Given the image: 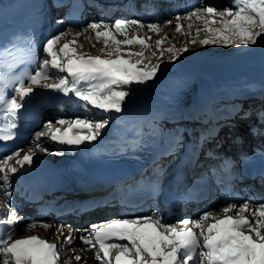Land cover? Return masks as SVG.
I'll use <instances>...</instances> for the list:
<instances>
[{
	"label": "snow or ice",
	"instance_id": "snow-or-ice-1",
	"mask_svg": "<svg viewBox=\"0 0 264 264\" xmlns=\"http://www.w3.org/2000/svg\"><path fill=\"white\" fill-rule=\"evenodd\" d=\"M233 3L236 6L235 12L231 9L217 11L215 7L208 6L188 11L182 18L177 16L176 33H181V19L190 21L195 17L196 20L203 21L204 38H193L188 43H198L201 46L264 47V0H233ZM226 15L231 16V19L224 18ZM215 23H219L221 27H212ZM130 25L145 27L139 20L121 19L115 20L114 24L101 21L87 25L84 31L91 29L96 40H103L108 49L104 56L78 52L75 41L64 43L57 51L56 45L67 35L65 32H59L46 40L43 52L50 59L42 62L35 59L30 47L26 51L12 49L4 66L0 68V120L4 121L0 123V143H7L17 137L22 110L38 95L32 85H39L44 91L54 90L65 97L74 96L82 102L85 110L91 105L102 111L105 117L122 113L127 103L126 98L137 87L153 80L164 63L159 61L155 65L144 64L143 68L138 67L143 62V53H133L130 47L139 45L150 48L151 45L145 42V38H128L127 29ZM170 25L171 21L165 24ZM101 27L104 28L103 31L99 30ZM146 27L152 33L159 31L156 23L147 24ZM112 28L115 32L111 31ZM188 28L186 35H191V23ZM117 34L124 35L125 39H117ZM80 35L81 33H76V36ZM199 35L200 31L197 30L196 36ZM169 38L166 35L164 39L157 40V48L153 54L163 55L168 52L171 54L169 62H175L189 49L187 45L179 49L161 48L160 45ZM133 56L137 59L133 60ZM22 61L29 65L38 64V68L33 71L28 67L17 72L15 66ZM50 69L65 75L57 83H45L53 74ZM8 89L15 93L11 98L6 96ZM56 123L66 124L67 127L53 129L52 122L47 121L45 128L48 131L35 133V149L39 153L48 152L41 142L46 137L60 146L79 147L91 144L103 135L110 121L108 118L95 121L89 118H59ZM37 154V151L29 147V151L23 156L20 155V149H17L0 158V185L3 186L7 201L6 205L0 204V213L9 212L6 220H0V264H59L61 259L57 245L47 239L36 235L13 239L15 225L20 218L11 207L10 181L26 165H34ZM13 160L15 166L11 163ZM248 210L247 202L239 206L231 203L223 208V218L211 217L215 222L208 224L206 228L203 222L210 218L211 213L203 212L193 222L194 228L199 229V235L193 228L177 229L164 223L158 216L145 215L91 224L84 230L88 235H80L79 239L86 246L85 251H92L98 245L99 251L95 258L97 261L103 260L104 264H113L110 249H116L114 264H264V204H260L252 213V219L245 215ZM230 212L236 214L230 215ZM5 226L6 231L3 230ZM37 226L45 229L51 227L42 221H30L27 227ZM58 231L66 245L70 246L75 239L72 230H69L67 236L63 235L62 228ZM200 237L203 238V244H200ZM113 239L127 243L110 242ZM75 259L79 264L82 257L76 256Z\"/></svg>",
	"mask_w": 264,
	"mask_h": 264
},
{
	"label": "rangeland",
	"instance_id": "rangeland-1",
	"mask_svg": "<svg viewBox=\"0 0 264 264\" xmlns=\"http://www.w3.org/2000/svg\"><path fill=\"white\" fill-rule=\"evenodd\" d=\"M89 1L93 2V0H89ZM128 4H129V1L128 0L125 1L124 5L128 6ZM166 4L167 5H164V10L166 11V10L170 9V10H173V13L167 14L166 12H164L162 14V16L159 18L160 21H159V25H158L159 26L158 32H156V33H152V32L151 33H144V36H142V35H135L134 33L131 34L129 32V30H127L128 38H131L133 36L145 38V42L147 44L151 45L150 48H145V47L139 46V45H135V46L130 47V51L133 53H136V52L143 53V62L141 65H138V67L143 68L144 64L155 65L159 61H164V63L161 64L160 71L158 72L157 76L153 80L149 81L145 85L137 87L133 91V93L129 97L126 98V100L128 102H132L133 100L141 99L146 95H151L154 97L157 95V92H159V90H161L163 88L161 90V95L159 97L160 103L164 102V105H167V106H171L173 103H175L176 104L175 107L178 110H176V109L174 110L173 105L171 107H169V110L173 111V113H171L169 110L167 113H165V112H163L162 109H159V111L157 112L158 114L160 113L158 115V118H160V116H162L161 120L164 121V118H165L164 116L166 114H168L167 115L168 117H166V118H172V117L174 118L175 117V118L180 119L184 114H187L188 112L190 113V105L194 102L195 97H193V100L189 104L182 105V108H179L180 107L179 103L182 102V104H184L188 100L187 97L189 95H191V93L193 95H198L197 99L202 98L203 101L205 100L204 94H202L201 89L198 88V83L195 84L194 82H192L190 80V78H197V80H199V81H201V80L205 81L209 78V80L212 81L211 83H209V84H211L209 94L217 96V97L218 96H226L224 98L218 97L219 100H217V97H214V99L217 101L216 104L218 106V113L220 115H222L223 117L230 119V116H231V111H230V113L223 114V112L226 111L225 109H231L227 106V104L230 105L232 103L236 104V103L240 102L241 106L242 107L245 106V108H248L249 106H251L252 101H253V104H255V100L256 99L258 100V98L263 96L264 93L260 92L259 94L255 95V96H252L250 94L256 93V91H258V89L260 88L261 84L257 87L256 90H254V87H250V86L238 87V89L236 88V91L233 92L232 97H227L229 94V90L232 87H235L237 85H233V83H228V84H226L227 86L223 85V89L220 87L222 86L223 83L228 82L226 79L228 74H231V75L236 74V71L239 72L240 68H248V70L254 69L255 73L259 72V74H261V76H264V47H261L259 45L253 46V47H244V46H241V47H223V46H213V45L201 46L198 43H196V44L188 43V41L193 39V38H196V39H203L204 38L203 21L202 20H196L195 17H192L190 21H186V20L181 19L179 21V23H181V25H182L181 33H176V31H175V25L178 22L176 19L177 16H180L182 18L183 16H185L187 14L188 11L198 9V8H202V7H208V6L215 7L217 9V11H224L225 9H231V11L235 12L236 6L234 5L233 0H171L170 3L168 1ZM99 7H101V8L98 10H93V9L89 10V14L87 15V18L84 20L82 19L83 20L82 22H84L83 26L81 28H79L78 30L74 31L73 29L67 28V27H63L62 29L60 28L57 30L54 29L55 31L50 32L47 39H49L51 36L58 35L59 32H65V33H67V35L61 38V41L58 43L59 45L60 44L63 45L64 43H67V42L69 43V39H70V42L71 41L76 42L75 46L77 47L78 52H82V53L85 52V54L90 53V54L106 55V52L108 49L106 48L105 44L103 43V40L97 41L96 37H95V33L91 29H88L87 31H84V29L87 28V25L90 22H98L99 23V22L103 21L104 23L114 24L115 20H117V19L123 20V18H121L119 15H116V16L111 17L109 19L107 16H105L108 13V7L102 6V5H100ZM99 15H101V16H99ZM224 18L231 19V16L226 15ZM217 19H219V18L217 17ZM168 21H171V25L165 26L166 22H168ZM189 23L192 24L191 35H186V33L189 32V28H188ZM211 26L217 27V28L221 27V25L219 23L212 24ZM99 30L103 31L104 28L101 27ZM197 30L200 31V35L198 37L196 36ZM111 31L115 32V29L112 28ZM78 32L81 33L80 36H76V33H78ZM166 35L170 38L166 39L164 41V43H162L160 45L161 48L168 49L170 47H174L176 49H179V48L187 45V47L189 49L188 51L182 53L181 57L175 62H169L171 54L168 52H165L163 55L153 54L157 48L156 41L164 39V37ZM71 36H73V37H71ZM80 38H82V39H80ZM76 39L78 42L76 41ZM117 39L123 40V39H125V36L117 34ZM58 44L56 45L57 51L60 47ZM102 49L104 51H102ZM221 53H224V54H221ZM220 54H221V56H219ZM41 58H42L41 59L42 61L46 60V59H50V57H48L43 51L41 54ZM132 59L135 60V59H137V57L133 56ZM49 71L52 72V70H49ZM183 73L188 75L189 78L184 80ZM53 75L56 77V74L53 73L51 76H53ZM212 76H214V77L211 78ZM220 77H222V78H220ZM161 78H163V79H161ZM214 78L215 79L220 78V80L217 79L216 82H214L213 81ZM262 79L264 80V77ZM248 87H249L248 90L250 91V93H248V94L244 93V91ZM205 88H207V87H205ZM216 89H217V91H215ZM188 90L191 91L190 94L187 93ZM207 91L208 90H206L205 93H207ZM165 96H168L169 98H165ZM170 97H172L171 99H173V100H171ZM169 99H170V101H169ZM246 102H248V103L246 104ZM225 103H226V106H224ZM261 109H263V112H264V104H262ZM75 111L76 112L66 113L65 115H64V113L61 112L55 118L53 117V120L49 119L48 121L52 122L53 128L54 127L60 128L61 125L56 123V121L59 118H63V119L68 120V118L75 116L76 118H89V119H92L93 121L102 120L104 118H109V117H105V114L102 111L100 112L99 110L94 109L91 105L87 106V110H85V108L82 105H79V107ZM245 112L248 113L247 110ZM241 115H243V116H241ZM250 116L251 115H244L243 113H240L239 120H242L244 123V121L247 120V117H250ZM72 119H75V118H72ZM227 122H228V124L230 123L229 121H227ZM243 123H241L242 126H244ZM245 124L247 125V124H252V123H250V120H248V121H246ZM259 124H260V126H264V125H262L263 123H259ZM160 126L164 127V129L162 130V133L164 135V139L167 142V144L173 148V150H176V148L178 147V145H180V143L183 139L186 140L187 135H188V137H189V135H192V132L189 129V127L188 126L186 127V125H184V124H177L175 126H173L171 124V125L165 126L162 122L160 124ZM176 126H179L180 128H182L184 130L186 128L187 132L184 131V132L174 133V128ZM227 127H229V126H227ZM231 128H234V130H236L235 126H233ZM244 129L246 131L243 132V135L246 134V136H248L247 133L249 131V128H247V126H244ZM221 133H222V131H220V135H221ZM223 134H224V131H223L222 135ZM239 135L234 136L233 139L237 140L239 138L238 137ZM246 136L244 138L247 139ZM177 138H178V140L180 139L178 144H176ZM263 139L264 138L262 137V141H263ZM231 141H232V139L230 138V135L225 138L224 143H223V147H221V150H219L221 153V156L219 158V161H217L218 165L219 164L221 166L223 165V167H224V165L227 166L229 158H231V157H233V160H234L233 153L236 152L235 149H233L231 146H230V149H228ZM32 145H34V148H35V144L32 143ZM227 149L229 151V154H231L230 157H227L228 155L224 154L225 153L224 150H227ZM48 152H50V154L48 153L49 155L52 154L51 151L48 150ZM57 153L58 152H55V154H57ZM170 155H171V153H170ZM176 157L177 156H175V158ZM229 169H230L229 171L225 172L224 177L222 176V174H220V175L223 178H225L226 176L231 178V176H233V174H234V171L231 167ZM228 183L231 184L229 181H228ZM254 190L260 191V193L261 192L264 193V184L258 185V187H255ZM218 195H222V194L218 193ZM218 195L215 194L213 197L211 196V198L208 199L207 204L204 207L206 209H208V208H216L217 209L215 211H209L213 217H216V216L218 217V216L224 214L223 208H225L229 204H231L230 201L224 202V201L218 200L219 198H221V196H218ZM245 199L246 198H244L243 200H245ZM243 200H242L243 204L246 201L248 203V200H246L244 202H243ZM256 204H258V205L264 204V197L262 200H259V202H257ZM204 208H202V210L198 211L199 214L196 216V219H192V221L189 224L188 223H181L182 221H187L186 219H182V220L180 219L178 222L175 220L169 219L166 222H170L169 223L170 226L175 227V228H179V227H182L184 225L186 226V224H188L189 226L190 225L194 226L193 222L199 218V216L202 214L203 211H205ZM236 211L237 212L239 211V207L236 209ZM254 211L255 210H253L252 213ZM152 212L153 211H151V213ZM231 214L235 215L236 212H231ZM206 222H208L207 224H210V223H213V220H212V218H211V220L209 218L207 221L203 222L204 226H205ZM64 223H66V222L64 221ZM253 225H254V223H253ZM38 229L39 228H36L35 230L37 231ZM78 230H79V228H78ZM84 230H82V232H80V235L86 234V232ZM195 230L199 233V229H195ZM24 231L26 232V230H24ZM62 231H63L64 236H67L69 233V231L66 229H62ZM73 231L74 230H72V233H73ZM80 235H79V233L76 234V232L73 233V236L75 237V239H76V237H79ZM58 237L59 238L56 237L57 242H58V244H56V245H59L57 247L58 252L64 253L63 257L59 261L60 264H78V262L75 259L76 256L82 257V259L79 261V264H83V263L84 264H90L89 262H91V259L88 257L89 253H91V254H89L90 256L94 257V259L92 260L94 263L99 264L101 261H103V260H101V261L96 260L95 257H96L97 251H95V249L92 251H85L86 246L83 245L81 242H78L75 245L67 246L66 241L63 239V237H62V239H63L62 241H61V236L59 235ZM59 240L61 242H59ZM201 242H203V240ZM59 247H60V249H59ZM67 253H69V254H67Z\"/></svg>",
	"mask_w": 264,
	"mask_h": 264
},
{
	"label": "bare ground",
	"instance_id": "bare-ground-1",
	"mask_svg": "<svg viewBox=\"0 0 264 264\" xmlns=\"http://www.w3.org/2000/svg\"><path fill=\"white\" fill-rule=\"evenodd\" d=\"M84 1H85V4H84L85 8H87L88 11L92 10V9L93 10L100 9L101 8V7H99L100 5L108 7V13L105 16H107L109 19L111 17L116 16V15H119L125 21H128L127 19L130 17V15H132L133 17H136V19L143 18V15H141V13H140V9L142 10L144 7H148V9H150L151 11H154V14L149 12V13H147V15H144L145 19H148L147 21H150L151 23H156L158 18H160L164 12H166L167 14L173 13V10H170V9H168L166 11L164 10V5H167L166 3L168 1L170 3L171 0H140V1L139 0H128L129 1L128 6H131L134 9V12H132L131 10L128 11L129 7L124 5L125 1H127V0H101V1L98 0V1H93V2H91L89 0H84ZM99 16H101V15H99ZM86 18H87V15L85 14L81 18V20L82 19L84 20ZM154 19H156V21ZM152 21H155V22H152ZM59 27L60 26L58 24L57 25L54 24V26L51 30H54V29L57 30ZM127 30H129V32L132 34L129 27ZM71 37H73V36H71ZM133 37H135V36H133ZM80 39H82V38H80ZM76 41H77V39H76ZM69 42H70V39H69ZM42 46H43V42H42ZM42 46H41V50H43ZM59 46H62V44H60ZM70 46H72V45H70ZM221 54H224V53H221ZM221 54L219 56H221ZM88 55L104 56L103 54H90V53ZM52 72L54 74H56L57 79H59L61 76L65 75V74L55 72V70H52ZM183 76H184L183 77L184 80L189 78V76L186 75L185 73H183ZM214 76H212L211 78H213ZM263 77L264 76H261V74H259V72L255 73L254 69L248 70V68H240L239 72L236 71V74H232V75L228 74V76L226 77L228 82L223 83L220 88L223 89V85H226L228 83H233V85H237L235 87H232L229 90V94L227 97H232L233 92H235L236 88L238 89V87L250 86V87H254V90H256L257 87L261 84L260 88L258 89V91H256V93L250 94L252 96H255V95L259 94L260 92L264 93V80L262 79ZM220 78H222V77H220ZM220 78H216V79L214 78L213 81L216 82V80L217 79L220 80ZM51 79H53V78H49L48 80L50 81ZM161 79H163V78H161ZM190 80L192 82H194L195 84L198 83V88H200L202 91V94H204V97H205L204 101L205 102L202 100V98L197 99L198 95H193L191 93V95H189L187 97L188 100L184 104H182V102L179 103V106H180L179 108H182V105L189 104L193 100V97H195L194 102L190 105V113L188 112L187 114H184L180 119L175 118V117L174 118L173 117L172 118H166V117H168L167 116L168 114H166L164 116L165 117L164 121L161 120L162 116H160V118H158V115L160 113L158 114L157 112L159 111V109H162L163 112H165V113L168 112L169 107H171L172 105H173L174 110L176 109L175 103H173L171 106L164 105V102L160 103L159 97L161 95V90L163 89L162 87H161L162 89L159 90V92H157V95L154 97L151 95H146L143 98L133 100L132 102L127 101V103L125 105V110L122 113H116V114H113L111 116H108L109 117L108 119H109L110 123L111 122L117 123L118 126H123L125 124H130V123H132V125H134L133 121L135 118L142 120L143 121L142 126H141L142 128H140L141 133H143L146 136H148V135L154 136L157 140L160 141V148L165 147V143H164L165 139L163 140L164 135L162 133V130L164 129V127H161L160 124L162 122L165 126H168L171 124L173 126H175L177 124H184V125H186V127L188 126L192 132V135H189V137L187 135L185 142L187 144H193L196 147L195 151H194L195 153L192 156V161L190 162V166H191L190 172H193L194 169H198V168H201V169L204 168V170L207 171V169L209 167L215 166L216 168H218L219 172H221L220 174H224V172L222 170L225 168L223 166H221L220 164L218 165L217 161H219V158L221 156V153L219 150H221V147H223V143H224V140L226 137H228L230 135V138L232 139L228 149H230V146L233 149H236V147H238V146L243 147L245 141H247V139L244 138L246 136V134H244L245 136L243 135V132L246 131L244 129V126H247V128H249V131L247 133L248 136H246L247 138L248 137H254V139H256V138L262 139V137L264 138V126H260V124H259V123H263L262 125H264V112H263V109H261L262 104H264V95L259 97L258 100L256 99L255 104H253V101H252L251 106H249L248 108H245V106L242 107L240 102H238L236 104L232 103L230 105L227 104V106L231 109H225L226 111H224L223 114L230 113V111H231L230 119H228V118L223 117L222 115H220L218 113V106L216 104L217 101L214 99V97H217V96L209 94L210 93L209 92L210 86H211V84H209V83H211L212 81L209 80V78L205 81H203V80L199 81V80H197V78H190ZM205 87H207V88H205ZM248 89H249V87L246 88L244 93H247V94L250 93V91ZM206 90H208L207 93H205ZM215 91H217V89ZM190 92H191L190 90L187 91L188 94H190ZM218 97L224 98L226 96H218ZM218 97H217V100H219ZM165 98H169V97L165 96ZM171 98L172 97H170V99ZM170 99H169V101H170ZM171 100H173V99H171ZM247 103L248 102H246V104ZM224 106H226V103ZM176 110H178V109H176ZM246 110L248 111V113L245 112ZM169 111L171 113H173V111H171V110H169ZM240 113H243L244 115H251V116L247 117V120H245L243 123L242 120H239ZM241 116H243V115H241ZM72 118H76V117L73 116L71 118H68V120H71ZM248 120H250V123H252V124L246 125L245 123ZM227 121H229L230 123L228 124ZM241 123H243L244 126H242ZM227 126H229V127H227ZM233 126L236 127V130H234V128H231ZM64 127H67V125L65 124V125L60 126V128H64ZM184 131L187 132L186 128H185V130L180 128L179 126H176L174 128V133L184 132ZM220 131H222V133L224 131V134L222 135V133H221V135H220ZM35 133H36V131H35ZM35 133H33V136L31 137V140H30L31 145H32V142H35V140H34ZM236 135H239L238 136L239 138L237 140L233 139L234 136H236ZM199 136H200V138H202V140L199 139ZM47 140H48V137L42 138V141H41L46 148L49 147ZM179 141H180V139L178 140V138H177L176 144H178ZM95 142L96 141L92 142L91 144H85V145H82L79 147H67V146L65 147L64 146V147H62L61 152H59L60 154L59 153H57V154L52 153L51 155H49L50 152H47L44 154L40 153V154L44 158L45 157L47 158V157L53 156V155H55L54 157H57L59 155L68 156L69 152L74 153L76 151L81 152V151L88 150L91 146L92 147L94 146ZM263 142H264V139H263ZM166 145H168V144H166ZM228 149L224 150L225 151L224 154L228 155L227 157H230L231 154H229ZM33 150L38 151L34 147H33ZM184 153H186V152L184 151ZM170 156H171L170 152H168V155L165 158H168ZM232 160H233V157L229 158V161L227 163L228 169L233 165ZM159 162H160L159 164L162 163V161H159ZM228 181L231 183L230 179H228ZM11 182H12V179L10 181V190H11V198L14 199L15 195H16V191H14ZM262 184H264V180L262 181ZM83 196H84V194H83ZM83 196H81V197L83 198ZM243 197L247 198L248 204H249V210H248V212L245 213V215L248 216L249 219H252V211L256 210L259 207V205L256 203L259 202V200L263 199V197H264L263 192H261V193L259 192L258 196L256 198H254L251 196L250 197L245 196L242 192H232L231 191V192H229V195L221 196V198H219L218 200L223 201L224 199L229 198L231 203H235L237 205H243V203H242V200L244 199ZM207 201L208 200H206L205 202L196 203L194 205L196 207V210L194 211L192 216H190V217H192L190 219L191 221H192V219H196V216L199 214L198 211L202 210V208L205 207V205L207 204ZM3 202H4V204H5V202L7 204L6 197L3 193V186L0 185V204H2ZM140 209H141V211H144L145 213H147V211L149 210V207H148V205L147 206L142 205ZM204 209H205V211H208V212L217 210L216 208H208V209L204 208ZM205 211H203V212H205ZM99 212H102V211L100 210ZM124 214L130 215V213H127L126 211L124 213H122V215H124ZM228 214L232 215L231 212ZM151 215H152V213H151ZM224 215H225V213L218 216V218H223ZM135 216L136 215H134V217ZM211 217H213V216L212 215L210 216V220H211ZM166 220H168L167 217L165 220H163V222L170 225L169 224L170 222H166ZM212 220L214 223L215 220L214 219H212ZM45 222L48 223L49 225H51L52 227L45 229L43 227L37 226V227L28 229V227H26L27 221H24V220L17 223V227H19L20 230H23V231L26 230L25 234H23V236H25V237L30 236V235H36V236L41 237L43 239L44 238L49 239L54 244H58L57 239H56V237L58 238V236L60 234V232L58 230H60L61 228L62 229H64V228L62 226L58 225L57 223L54 224V222L53 223L49 222V221H45ZM65 222L66 223H64V224H68V225L72 224L71 222H68V220H66ZM207 223L208 222H206V224L204 226L205 228L208 225ZM253 223L255 225L254 220H253ZM189 227L193 228L195 230L194 226H189ZM36 228H39V229L36 231L35 230ZM181 228H185V226L179 227L177 229H181ZM74 231H76V234L79 233V235H80L81 230L74 229ZM74 231H73V233H74ZM59 242H60V240H59ZM78 242H81V241H80L79 237H76V239L73 241V243L71 245H75ZM200 244H202V243H200ZM67 254H69V253H67ZM89 254H91V253H89ZM89 254H88V257L91 259V262H89V263L90 264H98V263H94L92 261L94 259V257L90 256ZM63 255H64L63 252L60 253L61 258L63 257ZM113 257H114V255L111 256V258H113ZM99 264H104V262L101 261Z\"/></svg>",
	"mask_w": 264,
	"mask_h": 264
}]
</instances>
